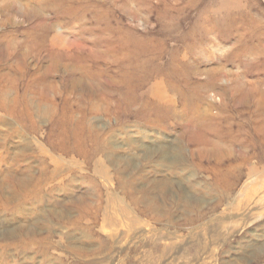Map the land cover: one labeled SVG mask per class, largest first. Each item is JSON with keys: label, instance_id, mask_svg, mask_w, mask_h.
<instances>
[{"label": "rangeland", "instance_id": "374dc122", "mask_svg": "<svg viewBox=\"0 0 264 264\" xmlns=\"http://www.w3.org/2000/svg\"><path fill=\"white\" fill-rule=\"evenodd\" d=\"M10 2L0 0V180L12 175L14 183L7 188L11 202L0 189V264H93L103 259L147 264L177 241L175 232L181 236L175 249L187 245L193 254L198 236L209 241L227 236L217 249L218 264H257L249 254L255 247L264 253V202L251 203L252 213L239 204L235 213L252 216L249 225L236 227L238 216L228 209L254 188L260 190L252 202L264 197V186L244 165L230 192L219 184L217 172L229 174L234 159L244 153L252 157L251 167H261L259 157L264 158V149L252 145L260 146L255 128L264 114V0H14L12 7ZM236 79L250 101L235 95ZM207 139L233 146V154L220 164L215 157L193 160L191 152ZM95 141L107 142L114 159L138 163L134 200L128 193V201L110 209L122 224L117 229L102 228L108 196L125 198L116 179L109 186L101 175L87 182L95 173L90 166L86 174L73 170L64 184L61 178L42 186L56 170L52 158L66 157L62 164L70 165V152H80L73 149L84 143L81 147L89 153ZM160 147L189 168L170 172L145 166L147 151ZM11 162L16 166L10 167ZM195 163L206 168L192 167ZM228 176L235 179L237 173ZM90 194L94 199L88 203L78 201ZM222 196L231 200L222 204ZM85 204L91 210H83ZM131 204L142 216L137 225L120 214ZM150 205L167 211L169 219L143 211ZM93 208L99 213L96 220ZM198 215L204 219L186 225ZM213 228L215 233L209 231ZM145 230L150 234L141 236ZM73 245L88 252L77 254Z\"/></svg>", "mask_w": 264, "mask_h": 264}, {"label": "bare ground", "instance_id": "6f19581e", "mask_svg": "<svg viewBox=\"0 0 264 264\" xmlns=\"http://www.w3.org/2000/svg\"><path fill=\"white\" fill-rule=\"evenodd\" d=\"M13 1L14 0H11L10 2V7L13 6ZM233 85H234V93L235 95H239L241 97V100L242 101H248L249 99H251V95L249 94L248 90H246L243 86V83L236 79V80H233ZM53 87V86H52ZM77 89V88H75ZM5 92V91H4ZM262 96H264V90L262 91ZM237 99V98H236ZM248 99V100H247ZM250 101V100H249ZM26 105V104H25ZM30 106V105H29ZM11 112V110H10ZM12 113V112H11ZM16 113V111H15ZM262 116L260 117V120H261V125L259 127H256L255 128V132H256V135H258V137L260 138L259 140H261L260 142V146L258 143L254 142L252 143V145L255 144L254 148L255 149H258V147H260L259 149L263 150L264 149V118L262 119V117L264 116V114H261ZM6 116V115H5ZM6 118V117H5ZM24 125V124H23ZM90 125V124H89ZM13 129V128H12ZM87 129V128H86ZM34 130V129H33ZM242 132V131H241ZM84 134V132H83ZM11 135V134H10ZM9 135V136H10ZM79 135V134H78ZM75 137V136H74ZM72 138V137H71ZM70 138V139H71ZM31 139V138H30ZM79 139V138H78ZM8 140V139H7ZM4 141V140H3ZM256 141V139H255ZM96 142V145H93L94 147L92 148L93 151H90L89 153L85 151L86 149V146L85 147H81L84 145V143L82 145H79L78 148H75L73 150H77V151H80L79 154H75L73 155L72 151L70 152L69 156L71 158L70 162H73L72 164L70 165H63L62 164V161L63 158H66V157H54L52 158V163L55 164L56 166V170L55 172L53 173V175L46 181L45 184H43L42 186L44 185H47L48 183L52 184L56 181H58L59 179V183L60 184H64V182L66 181L67 178H70V175L72 174L73 170H76V168H79L81 169V171H83L85 174L88 172V170L90 169V166L94 167L95 168V173L93 175H89L91 176V180L87 181V182H96V179L97 178V175H101V178L104 180V183H106L107 186L111 185V182L114 179H116L117 181V185L119 187V189L123 190L122 194L123 196H125V198H122V197H110L108 196V200H107V205H106V208H105V212L103 213L102 215V220H103V223H102V228L103 229H106V228H110V229H117L119 227H121V223L119 222L118 220V216L115 215L114 213V216L111 215L112 214V211H110V209L112 208H115L114 206V203H117V202H121L123 203V201H128V197H127V194L130 193L131 194V200L133 201L134 200V197L132 195L133 193V186H132V183H133V178L135 177L136 174H138V177L139 176V171H138V163L136 164V162L132 159V158H123V157H120L118 159H114L112 157L111 154H108L109 151H110V148L108 147V143L106 142V144L104 143H98V141H95ZM24 143V142H23ZM9 144V143H8ZM31 144V143H30ZM113 144V143H112ZM203 144V143H202ZM235 144V143H233ZM232 144V145H233ZM25 145V144H24ZM110 145V144H109ZM224 144H221V143H218V142H215L213 140H205V143L202 145V147L198 148L197 150H194L191 152V155H192V158L193 160H195V158L199 157L200 159L202 158H209L212 160V157H215L216 158V164H220L221 161L223 159H226L227 158V155H232L233 152H234V148L233 146H228L226 147L225 145L222 146ZM251 145V146H252ZM262 145V146H261ZM29 146V145H28ZM24 147V146H23ZM116 147V146H115ZM140 148V147H139ZM148 148V147H147ZM51 149V148H50ZM142 149V148H141ZM239 149V148H238ZM247 149V148H246ZM118 150V149H117ZM115 151V150H114ZM175 151H179V149L175 150ZM256 151H260V150H256ZM120 152V151H119ZM149 150L147 151L146 155L142 158L144 161H146V164L145 166H148V167H153V168H167L170 172L171 171H176L178 169V167H183V169H188L189 168V165H188V162H182L181 159H171L170 158V153L167 152V149L165 148H162L160 147L156 152H150L148 153ZM76 153V152H75ZM101 154H104V155H101ZM108 154V155H106ZM65 155V154H64ZM157 155V156H156ZM212 155V156H210ZM255 156H257L255 153H254ZM75 156H78L80 157V160L79 159H76L74 158ZM156 156V157H155ZM68 157V156H67ZM118 157V156H117ZM134 157V156H133ZM51 159V158H50ZM254 159V158H253ZM234 160L235 163L232 164L230 167H229V171L228 173L231 174V176L236 172L237 173V177L235 179H231L230 176H228L229 174H227L226 176H222V173H220L219 171L217 172V176H218V182L219 184L221 185H224V188L225 190H228V191H232L233 188H235L237 186V184L239 183L240 181V178H241V172H242V169H243V166L244 165H247L248 168H249V173H250V176H252L253 174L256 175V177L258 178L257 180V183L259 184V182L261 183L262 186H264V158L263 157H259V165H261V167H257L255 165H253L251 167V163H252V157H250L248 154H242L241 156H239L238 158H235ZM1 164V163H0ZM196 164V163H195ZM39 165V164H38ZM1 166V165H0ZM11 166H16L15 165V162H11ZM46 166V165H45ZM44 166V167H45ZM192 166V165H191ZM3 167V166H2ZM70 167V168H69ZM192 167H195V168H199V170H203V166L202 164H196ZM144 168V167H143ZM206 168V167H205ZM204 168V169H205ZM182 169V170H183ZM261 169V171H260ZM192 170V169H191ZM50 171V170H49ZM156 171V170H155ZM10 172V171H9ZM48 172V171H47ZM52 172V171H51ZM80 172V171H79ZM150 172V171H149ZM154 172V170H153ZM82 173V172H81ZM202 173V171H201ZM142 174H146V173H142ZM164 174V173H163ZM12 177V175H6L5 174V177L3 179L0 180V189L3 191V194L4 192L6 191L7 194H8V197L6 198V200L8 202H11L12 201V196L10 195V193L7 191V188H9L10 186L13 185L14 181L11 180L10 178ZM88 177V176H87ZM190 177V176H189ZM143 177H141V180H142ZM100 179V178H99ZM101 179V180H102ZM191 179V178H190ZM35 180V179H34ZM86 180V179H84ZM138 180V178H137ZM208 180V179H207ZM31 181V180H30ZM79 181L73 179L72 180V183H74V185H77ZM194 182V181H193ZM209 182V181H208ZM213 182V181H212ZM58 183V184H59ZM255 183V182H254ZM91 184V183H90ZM96 184V183H95ZM159 184H162L165 185L166 183H163L162 181L159 182ZM198 184V183H197ZM92 185V184H91ZM102 185V184H101ZM114 185V184H112ZM135 185V184H134ZM260 185V184H259ZM26 186V185H25ZM161 186V185H160ZM208 186V185H207ZM213 186H216V184L214 185L213 183ZM218 186V184H217ZM262 186H258V187H262ZM95 187V186H94ZM93 187V188H94ZM135 187V186H134ZM216 188V187H215ZM65 189V188H63ZM109 190H111L110 188H108ZM157 189V188H156ZM94 190V189H93ZM209 190V189H208ZM260 189H258L256 191V188L252 189L251 191L247 192L245 195H244V198L245 200L243 201V199L241 201H239V199H236L234 200V203H230V207L228 209L229 212H231L230 215H234V216H238V218L236 219H233V220H236V227L239 225V224H242L245 222L249 225L252 221V216L248 215L247 214V217H244L243 215L239 216V214H236L235 211H240L239 207H241L242 205V208L245 209L246 207H248V210L250 213H252V206L257 204V202H264V197L262 198H259L257 201L255 202H252L254 200V198L257 196L258 192H259ZM68 191V190H67ZM226 191V192H228ZM43 192V191H42ZM45 192V191H44ZM62 192V191H60ZM69 192V191H68ZM96 192V191H95ZM28 193V192H27ZM98 193V192H97ZM224 193V191H223ZM2 194V195H3ZM104 194V193H103ZM161 194V193H159ZM78 195V194H77ZM144 195V194H143ZM231 195V194H230ZM99 196V195H98ZM155 196V195H154ZM153 196V197H154ZM97 197V196H96ZM228 197V196H227ZM231 197V196H230ZM42 198V197H41ZM102 198V197H101ZM75 198H72L70 201H74ZM92 199H94V195L90 194L88 195V197H79L78 198V201L81 200L85 203H88L89 201H91ZM139 199V198H138ZM229 199L231 200V198H224V196H222V204L223 202L225 201H229ZM1 200H4V197L1 196L0 194V201ZM69 202V201H68ZM136 202V201H135ZM190 202V201H187V203ZM244 202V203H243ZM43 203V202H42ZM130 203V202H129ZM128 203V205H129ZM253 203V204H251ZM99 204V203H98ZM97 204V205H98ZM104 204V203H103ZM126 204V203H125ZM135 204V203H134ZM147 204V203H146ZM241 204V205H239ZM252 206H251V205ZM96 205V206H97ZM101 205V204H100ZM177 205V204H176ZM236 205H239V206H236ZM91 206V205H90ZM88 206V204H85V207L83 208V210L87 207H90ZM94 206V205H93ZM192 206L194 207H197V208H202L203 204H195L193 203ZM70 207V206H69ZM83 207V206H82ZM98 207V206H97ZM103 207V206H102ZM181 207V206H180ZM92 207H90L89 209L91 210ZM151 208V209H150ZM150 208L149 207H146L145 210L143 211H146V210H154L153 207L150 205ZM182 208V207H181ZM94 209V208H93ZM139 209V208H137ZM137 209L133 206V204H131L129 207H123L122 208V211L120 212V214H123V216L125 217V219H128L131 221V223L137 225L139 223L142 222V216L139 215L137 213ZM185 209V208H184ZM76 210V208H75ZM78 210V209H77ZM102 210V209H100ZM99 210V211H100ZM171 211V210H170ZM173 211V210H172ZM4 212V211H3ZM85 213V211H83ZM92 217L96 220L99 218V213L97 211V208L94 209V211H92ZM102 212V211H100ZM256 212V211H255ZM258 212V211H257ZM58 213V211H57ZM87 213V212H86ZM90 213V212H89ZM154 213L153 214L156 218L158 219H163L166 220V219H169L168 217L170 216L168 214L167 211H165L164 209H161V210H154ZM194 213V212H193ZM227 213V212H226ZM224 213V214H226ZM120 214H118L120 216ZM141 214V213H140ZM157 214V216H156ZM89 215V214H88ZM83 216V215H82ZM199 216V215H198ZM67 217V216H66ZM91 217V216H90ZM197 217V216H196ZM80 218V217H79ZM84 218V217H82ZM86 218V217H85ZM225 218V215L224 216H219L217 217L216 219H213L212 222H216V221H219V220H224ZM229 218V217H228ZM59 219V218H58ZM87 219V218H86ZM204 217L203 215H200L199 216V219H195L194 217H191V218H188L187 219V223L186 225H192L194 222H199L201 220H203ZM90 220V219H89ZM80 220H77V221H74L72 222L71 224L73 226H77L76 223L79 222ZM91 221V220H90ZM63 222V220H62ZM124 223V221H122ZM226 222V221H225ZM96 223V222H95ZM127 223V222H126ZM211 223V222H210ZM128 224V223H127ZM208 224V223H207ZM215 224V223H214ZM82 225V224H81ZM86 225V224H85ZM93 225V223H92ZM125 225V223H124ZM206 225V224H205ZM128 226V225H127ZM87 227V226H86ZM126 227V226H125ZM131 227V226H129ZM81 228V227H80ZM96 228V227H94ZM99 228V227H97ZM96 228V229H97ZM128 228V227H127ZM221 228V227H220ZM226 228V227H225ZM233 228H234V225H233ZM83 229V228H82ZM91 229V228H90ZM93 229V228H92ZM129 229V228H128ZM156 229V228H155ZM172 229V228H171ZM206 228L202 229L201 230H205ZM236 229V228H235ZM74 230V229H73ZM85 230V229H84ZM120 230V229H119ZM174 230V229H173ZM195 230V228H194ZM197 230H200V227L197 229ZM208 230V229H207ZM78 231V229H77ZM92 231V230H90ZM124 231V230H123ZM125 231H127L125 229ZM141 231V230H140ZM163 231V230H161ZM211 233L212 232H216L217 230H214L211 229L209 230ZM94 232V231H93ZM96 232V231H95ZM121 232V231H120ZM128 232V231H127ZM156 232V231H155ZM166 232V231H165ZM195 232V231H194ZM84 233V232H83ZM89 233V231H88ZM134 233V232H133ZM159 233V232H158ZM164 233V232H162ZM197 233V232H196ZM196 233H190L191 235V238H194L196 236ZM208 233V232H207ZM86 234V233H85ZM91 234V233H90ZM97 234V232H96ZM99 234V233H98ZM104 234V233H103ZM150 233L148 232V230H145L143 232V234H141V236H146V235H149ZM174 235V239H176L177 241L176 242H171L167 247L163 248V251L165 252L164 255L160 256V257H155L154 260L151 259V260H148V263L147 264H160L162 261L163 263H166V264H218V247L220 245L221 242H226L227 241V236H224V238L220 239L217 241V238L214 239V238H211V241L209 240H206L204 237H197L195 238L196 240V243H195V247H194V252L193 254L191 253V250H188V246L185 245V246H180L178 245V247L175 249V244L178 243L180 244V241L178 240L179 238H181L180 235H178L179 233H172ZM189 234V233H188ZM202 234V233H201ZM92 235H95V234H92ZM134 235V234H133ZM152 235V234H151ZM158 235V234H157ZM96 236V235H95ZM132 236V235H131ZM164 236V235H163ZM188 236V235H187ZM210 236V235H209ZM125 237V236H124ZM32 238V237H31ZM69 238V236H68ZM101 238V237H100ZM189 238V237H188ZM102 239V238H101ZM111 239V238H110ZM183 239V238H182ZM219 239V238H218ZM97 240V239H96ZM112 240V239H111ZM185 240V239H184ZM188 240V239H187ZM52 241V240H51ZM127 241V239H126ZM49 242V241H48ZM84 242V241H83ZM92 242V241H91ZM102 242V241H101ZM110 242V241H109ZM145 242V241H144ZM143 242V243H144ZM159 242V241H158ZM74 243V242H73ZM93 243V242H92ZM100 243V242H98ZM119 243V242H118ZM31 244V243H30ZM88 244V243H87ZM96 244V243H95ZM223 244V243H222ZM43 245V244H42ZM46 245V244H45ZM100 245V244H98ZM108 246V244H106ZM191 245V244H190ZM72 246V245H71ZM91 246V245H90ZM93 246V245H92ZM157 248L158 246H156L155 243H153V246L152 248ZM45 247V246H44ZM49 247V246H48ZM74 248V251L77 252V254H85L86 252H88L87 250H85L82 246H78V245H73ZM101 247V246H100ZM221 247V246H220ZM106 248V247H105ZM193 248V247H192ZM191 248V249H192ZM44 249V248H43ZM103 249V248H102ZM112 249V248H111ZM159 248H157L158 250ZM97 250V249H96ZM134 250V249H133ZM115 251V250H114ZM172 251H174L175 253V256L171 259L166 260L165 259L168 257V254L171 253ZM73 252V251H72ZM71 252V253H72ZM44 253V252H43ZM74 253V252H73ZM113 253V252H112ZM131 253V252H130ZM137 253V252H136ZM107 254V253H106ZM105 254V255H106ZM129 254V253H128ZM101 255V254H100ZM136 255V254H135ZM263 255L264 253L262 252V249L261 248H258V247H255V249L252 251L251 254H249V259L251 261H256L257 264H260V261L261 259L263 258ZM84 257V255H82ZM86 256V255H85ZM127 256V255H126ZM78 257V256H77ZM81 257V255H80ZM82 257V258H83ZM97 257V256H96ZM135 257V256H134ZM149 257V256H148ZM147 257V258H148ZM62 258V257H61ZM70 258V257H69ZM88 258V257H87ZM91 258V257H90ZM102 258V257H101ZM105 258V256H104ZM146 258V259H147ZM42 259V258H41ZM58 259V258H57ZM81 259V258H80ZM72 260V259H71ZM93 260V259H92ZM91 260V261H92ZM100 260V258H99ZM119 260V259H117ZM115 259H112L111 261H108L107 259H103L101 261H96L94 262L93 264H116V261ZM46 261V260H45ZM50 261V260H49ZM53 261H57V260H53ZM73 261V260H72ZM79 261V260H77ZM126 261V260H125ZM170 261V262H169ZM42 262V261H41ZM60 262V260H59ZM58 262V264H59ZM112 262V263H111ZM118 262V261H117ZM140 262V261H139ZM143 262V261H142ZM169 262V263H168ZM121 263V261H120ZM61 264V263H60ZM75 264V263H74ZM220 264V263H219ZM226 264V263H225ZM248 264V263H247Z\"/></svg>", "mask_w": 264, "mask_h": 264}]
</instances>
